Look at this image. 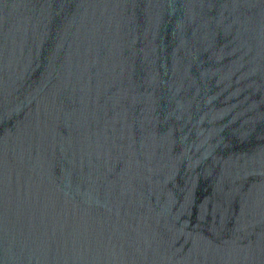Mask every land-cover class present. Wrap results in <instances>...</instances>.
I'll return each instance as SVG.
<instances>
[{
    "label": "water",
    "instance_id": "obj_1",
    "mask_svg": "<svg viewBox=\"0 0 264 264\" xmlns=\"http://www.w3.org/2000/svg\"><path fill=\"white\" fill-rule=\"evenodd\" d=\"M0 264H264V0H0Z\"/></svg>",
    "mask_w": 264,
    "mask_h": 264
}]
</instances>
